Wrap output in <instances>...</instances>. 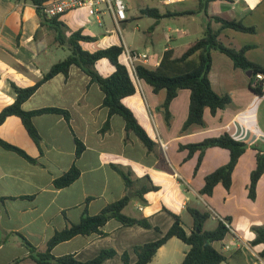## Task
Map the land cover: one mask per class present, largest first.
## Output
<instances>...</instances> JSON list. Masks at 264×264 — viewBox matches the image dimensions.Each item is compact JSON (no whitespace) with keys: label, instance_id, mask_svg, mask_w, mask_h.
<instances>
[{"label":"crops","instance_id":"1","mask_svg":"<svg viewBox=\"0 0 264 264\" xmlns=\"http://www.w3.org/2000/svg\"><path fill=\"white\" fill-rule=\"evenodd\" d=\"M144 1L154 3L156 0ZM159 1L166 6L165 9L157 4H146L145 8L158 9L162 14L182 13L198 11L200 3L199 0H174L170 4ZM87 14V8H80L61 17L70 30L68 35L83 29L85 35L97 39L91 43L102 45L98 50L126 44H122L120 36H115L105 24L100 25L95 20L106 29L98 40L97 35L86 29L89 27ZM208 14L254 27L255 33L224 29L219 40L236 50L249 47L247 58L264 68V0L214 1L209 5ZM107 16L113 21L107 13L104 23ZM128 21L129 18L122 24ZM209 22L215 30L220 29V23L211 20L204 12L169 16L158 23L155 19L150 27V40L143 45L145 50L142 51L151 57L144 66L157 68L167 50H173L176 57L183 54L203 36ZM112 38H118L119 43H107ZM55 46V33L41 27L35 5L19 0H0V112L16 100L13 84L21 88L33 86L59 62L52 59ZM212 56V87L219 95L230 96L231 102L216 115L207 108L204 125L195 124L186 131L183 127L189 113L190 91L179 92L170 105V120L167 121L161 109L166 100V90L155 93L150 85L135 76L137 93L124 99V104L135 113L156 142L153 151H149L134 133L127 132L125 121L120 116L112 118L108 132H101L109 116L103 106L104 93L76 66L70 69L68 76L60 74L43 84L24 104L27 111L56 107L71 114L69 122L57 114L35 117L33 122L42 137L40 145L31 139L19 117H9L0 126V138L23 149L37 162L31 163L0 147V264H15L19 258L23 260L16 264H37L27 258L25 241L45 250L49 240L68 222L79 223L86 210L90 215H97L108 205L129 197V193H132L131 201L124 213L148 219L153 228L125 227L111 220L104 228L106 236L75 237L58 245L54 254H75L80 261H88L102 250L113 249L117 255L103 264H124L122 255L125 252L130 253L134 264L137 261L134 248L163 237L174 223L171 213L180 215L184 222L183 214L191 207L211 210L214 216L207 222L213 221L214 229L216 217L231 218L232 233L216 244L227 256V261L222 264H264V256L261 255L264 245L251 244L255 239L252 228L264 225V175L257 186L256 200L249 197L251 174L257 166V151L249 148L241 157L233 172L229 191L223 184H218L209 196L200 194L205 178L229 163V151L219 147L208 149L195 174L199 152L188 158L189 151L180 149L182 145L200 143L226 133L250 145L264 144V96L251 89L252 75L236 68L223 53L216 51ZM104 70L106 73L100 74L109 76L115 67L108 61ZM75 136L86 146L79 159L75 157ZM140 151L141 157L138 155ZM74 164L81 171L80 178L66 188H56L55 180ZM115 167L130 175L135 181L133 188L126 186ZM151 186L158 187V190L144 193V189ZM190 221L191 227L186 229L187 232L193 227L192 217ZM189 250L187 244L172 238L149 264H182Z\"/></svg>","mask_w":264,"mask_h":264},{"label":"trees","instance_id":"2","mask_svg":"<svg viewBox=\"0 0 264 264\" xmlns=\"http://www.w3.org/2000/svg\"><path fill=\"white\" fill-rule=\"evenodd\" d=\"M30 2L35 5L37 14L40 19L41 27H47L55 33V41L60 45L67 44L70 48L68 57L54 64L43 78L35 85L21 88L13 84L16 92V100L12 105L7 106L0 112V126L11 116L19 117L25 126L31 139L40 145L42 137L35 126L33 119L37 116L45 114L62 115L67 122L71 120V114L68 110L61 108H42L34 111H27L24 108L25 102L33 97L40 87L50 81L57 75L68 76L70 69L74 66L82 69L90 78L91 83L97 84L104 93L103 106L108 110L109 116L102 128L101 132L106 133L111 129V120L114 116L123 118L126 124L127 132L134 133L149 151H153L156 142L150 137L145 128L140 124L135 113L124 104V99L131 97L137 93V84L135 75L130 68L120 61L123 53V46L113 45L106 49L96 52H90L82 47V43L95 42V37L85 35L84 30L70 33L67 25L61 20L64 15L49 17L43 11L42 6L50 0H19ZM220 0H199L198 11H189L182 13H166L162 14L158 9H145L144 13L154 17L156 23L162 18L169 16L194 15L204 12L211 20L220 23V29L215 30L211 22L206 27L203 36L195 43L190 45L183 54L176 57L173 50H167L163 56L160 65L157 68H149L144 65H138L136 68V77L150 85L155 93L166 90V100L161 107L165 113L167 121L170 120V105L178 97L181 90L190 91V106L188 118L184 124L183 130L186 131L192 125H204L205 110L209 108L213 115L219 110L224 109L231 102L228 95L222 96L216 93L212 87L210 80V72L213 64V52H220L228 56L234 63L236 68L252 73L251 89L260 95V89L253 86L254 78L257 73H264V68L251 62L246 51L249 47L240 50L225 46L219 36L224 29H233L239 32L255 33L254 27H247L241 21L229 20L219 16H209L208 8L211 2ZM106 59L110 61L115 71L109 76L101 75L95 68L96 64ZM76 143V159H79L85 152L86 146L75 136ZM0 147L5 150L12 151L25 158L31 163H36V159L29 156L23 149L0 138ZM213 147L223 148L229 151L230 161L228 164L218 168L214 172L208 174L205 178V186L200 191L201 195L211 196L218 184H223L227 191L231 189L233 183V172L239 163L241 157L249 148L257 151V166L251 174V183L249 186V197L256 200L257 186L264 175V144H247L234 139L229 134H223L216 138H208L200 143L180 146L181 150H188V158L199 152V160L195 168V174L199 171L205 153ZM115 169L123 177L128 188H133L135 181L130 175L119 168ZM81 176V171L76 164L67 171L63 176L56 179L54 185L58 189L66 188L76 182ZM158 190V187L151 186L144 189L147 191ZM131 199L128 196L108 205L97 215H90L86 210L79 223L68 222L67 226L55 233L49 240L45 250H41L31 243L25 241V247L28 250L27 258L32 259L37 264H103L106 260L117 255L113 249H105L100 254L88 261H80L75 254H67L56 256L54 249L67 241L78 236H101L107 235L104 228L109 221L115 220L121 226L139 225L150 229L153 228L148 219H138L128 216L124 213L125 208L129 205ZM188 212L193 218V227L190 232L184 227V222L180 215L171 213L174 217V223L166 234L160 239L136 246L134 253L137 261L134 264H149L153 261L157 252L170 239L177 238L190 247L182 264H222L227 261V256L216 247L217 243L223 242L231 233V218L217 219V226L213 230H205L206 222L213 218L214 214L211 210H199L196 208H188ZM157 231L160 228L155 227ZM252 231L255 239L252 245H264V225L254 226ZM264 256V251L261 254ZM124 264H132L130 253L125 252L122 255ZM19 258L14 263L22 261Z\"/></svg>","mask_w":264,"mask_h":264},{"label":"rangeland","instance_id":"3","mask_svg":"<svg viewBox=\"0 0 264 264\" xmlns=\"http://www.w3.org/2000/svg\"><path fill=\"white\" fill-rule=\"evenodd\" d=\"M161 1H155L154 3L152 2H145L144 0H128V5H129V9H128V18L129 21L125 24H121V30L122 32H120V30L115 26V24L113 23V21L111 20L110 17H105V25L107 26L108 29H110L111 31H113V34L115 36H120V38L122 39V44L126 43L130 48H137L139 50H145L144 49V44L150 40V36L149 33H151L152 29H150V27L154 24L155 19L152 17H147L146 15H144V10L146 9L145 6L146 4L152 6L154 4L159 5V7L161 9H165V5L164 4H160ZM177 2H179V0H177ZM88 17V21H89V27L86 29H88L90 31L91 34H95L97 35L98 40L100 39V33L104 32L106 29L100 27L97 22L95 21V17L90 16L89 14H87ZM103 24V25H104ZM70 31V30H69ZM189 41V40H188ZM107 43H113V44H118L119 40L118 38H112L109 40V42ZM110 44H105L104 46L110 45ZM101 44H93V43H85L83 44V48L89 51H96L99 49V47H101ZM70 53V48L67 44L64 45H60L59 43H56V46L54 47L53 50V56L52 59H54V61H60V60H64ZM106 61H101L99 63V65L96 67V70L101 73V74H105V70H104V66L106 64ZM44 66V64L42 65V67ZM138 82V81H137ZM138 84H141L138 82ZM139 157H141V151L138 152ZM132 194V193H131ZM184 217V227L185 229H190V225H191V216L189 215L188 212H184L183 214ZM214 222L213 221H209L206 223V229L207 230H212L214 229Z\"/></svg>","mask_w":264,"mask_h":264},{"label":"built area","instance_id":"4","mask_svg":"<svg viewBox=\"0 0 264 264\" xmlns=\"http://www.w3.org/2000/svg\"><path fill=\"white\" fill-rule=\"evenodd\" d=\"M174 0H163L170 4ZM43 11L49 17L66 14L70 11L87 8L89 15L95 17L100 25H103L104 16L108 13L113 18L115 26L121 32V24L127 21L128 4L127 0H50L43 6ZM148 52L132 49L126 44L123 45V53L120 61L126 64L136 76L138 65H147L150 62ZM253 86L260 89V95L264 96V73H257Z\"/></svg>","mask_w":264,"mask_h":264},{"label":"water","instance_id":"5","mask_svg":"<svg viewBox=\"0 0 264 264\" xmlns=\"http://www.w3.org/2000/svg\"><path fill=\"white\" fill-rule=\"evenodd\" d=\"M249 74H250V75H252V73H251V72H249ZM131 196H132V194H131V193H129V197H131Z\"/></svg>","mask_w":264,"mask_h":264}]
</instances>
